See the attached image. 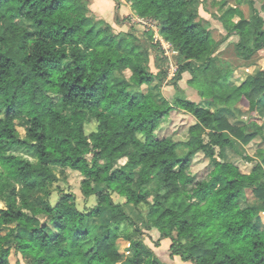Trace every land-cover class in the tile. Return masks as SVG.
Segmentation results:
<instances>
[{
    "label": "trees",
    "instance_id": "obj_1",
    "mask_svg": "<svg viewBox=\"0 0 264 264\" xmlns=\"http://www.w3.org/2000/svg\"><path fill=\"white\" fill-rule=\"evenodd\" d=\"M126 1L177 51L175 84L189 72L203 102L165 97L151 51L135 31L116 32L87 0H0V264H11L13 250L26 264H118L120 239L129 243L128 264H168L114 193L147 206L146 230L160 233L155 245L170 239L171 254L182 261L264 264V159L249 172L224 159L235 141H264V68L243 75L218 64L231 36L244 60L264 50L256 0H215L223 9L221 41L199 13L208 0ZM161 45L151 46L166 74ZM241 102L252 115L234 125L225 110ZM182 111L194 119L185 139L161 136L162 122ZM199 153L211 165L204 177L191 171ZM53 166L79 171L82 192L96 205L81 210L73 193L54 189Z\"/></svg>",
    "mask_w": 264,
    "mask_h": 264
},
{
    "label": "rangeland",
    "instance_id": "obj_2",
    "mask_svg": "<svg viewBox=\"0 0 264 264\" xmlns=\"http://www.w3.org/2000/svg\"><path fill=\"white\" fill-rule=\"evenodd\" d=\"M87 2L93 13L98 18H101L112 24L116 32L123 30L135 31V33L140 38L143 46L151 51L150 68L154 73H160L157 80L160 81L161 79H163V83L160 82L161 84L159 86L165 97L171 99L176 93H181L182 95L188 97L190 100L196 102L204 101L199 95L197 89L189 83L192 75L187 71L183 73L182 79L176 83L178 85L177 88L174 82V76L176 73H173V71L175 68H177L180 59L179 57L177 58V52H175L170 43H165L164 47L161 45V49L159 51H162L161 54H164L169 58L167 62H169V67L171 66V68L169 69L168 67L166 74L160 72V69H162L165 64L163 59L157 56L158 53L156 49L151 46L152 43L156 44L157 40L159 39L157 26L155 25V23H153V21L142 20L137 15L130 13V8L132 10L131 4L126 0H121L119 6L121 7V5L123 4L124 7H122V20L119 22V24H126L127 28L119 29L117 27L119 24L115 23V0H98L100 5H95L94 0H87ZM228 3L229 5L237 4L235 0H228ZM256 5L264 16V0H256ZM240 7L248 17L250 15V9L248 5L241 4ZM94 9L104 10L105 14H101L100 12H98V10H95L96 12H94ZM222 11L223 9L221 8V5L215 0H208L207 2H204L199 6V13L203 18L204 23L211 29L212 34L217 41L223 40L226 34V31L223 28L221 22L217 19L218 15H220ZM234 19L238 20V17H235ZM140 20H142V22ZM152 31L154 34L152 33L153 36L149 38L148 34ZM145 34L146 36H144ZM237 40V36H231L221 44L218 53L219 58L222 60V62H218V64L220 66H226L225 64L228 63L231 67L237 70L238 74L242 73L243 75L251 73L254 74L259 69L264 68V51L261 50L260 53L251 60H244L237 55V52L235 50L234 45ZM225 111L230 122L234 125L248 124L249 118L252 115L245 102L237 103L230 109H227ZM260 115L264 119V109L262 112H260ZM193 121L194 119L192 115L184 111H182L181 113L176 112L169 120L162 122L158 132L161 136L170 135L175 139H185L188 126ZM14 152L34 159L31 154H29L22 148H15ZM179 152L180 154H183L184 150H180ZM246 156L252 157L254 160H247ZM224 159L227 161L235 162L243 172H249L253 164L255 163V160L263 161L264 159V141L261 138H256L248 144H243L239 141H235L233 147H228L224 150ZM124 162L125 159H122L120 161V164H123ZM210 168L211 165L209 164V160L204 156L203 153H199L193 159L191 171L196 174L197 177H204L210 170ZM53 172L56 176V182L53 184V188L73 193L76 196L78 207L81 210L92 209L96 205L97 199L95 196H91L89 198L84 196L81 189L83 176L79 171L73 170L71 168L53 166ZM249 197L252 201L253 197L250 192ZM57 200L58 193L54 192L52 196V202L56 203ZM113 200L116 203L124 204V208L128 212V214H130L145 231V234L140 236H142L145 243L154 250L155 254L163 262L168 264H192L190 262L182 261L179 256H173L171 254L170 245L172 241L170 239H163L161 240L159 246L155 245L154 241L160 238V233L156 229L146 230L147 228L145 226V222L147 220V214L149 211V208L147 206L141 205L140 207H136L134 205H130L126 203V199L124 197L120 196L117 193L113 194ZM2 207H5V203L0 201V208ZM262 222H264V214L262 215ZM118 246L124 255L123 260L118 262V264H128L127 261L132 256L129 243L123 239H120L118 241ZM18 262L26 264L22 256L13 250L10 256V263L17 264Z\"/></svg>",
    "mask_w": 264,
    "mask_h": 264
},
{
    "label": "crops",
    "instance_id": "obj_3",
    "mask_svg": "<svg viewBox=\"0 0 264 264\" xmlns=\"http://www.w3.org/2000/svg\"><path fill=\"white\" fill-rule=\"evenodd\" d=\"M120 2H121V0H120ZM94 4L95 5H100V3L98 2V0H94ZM122 7H124V5L122 4L121 5V7L119 8V14H120V16H122ZM94 8H96V7H94ZM98 8V7H97ZM95 10H98V12H100L101 14H105V11L104 10H99V9H94V12H96ZM130 13H132V14H134V12L131 10V8H130V11H129ZM119 29H126L127 28V26H126V24H119L118 26H117ZM264 51V50H263Z\"/></svg>",
    "mask_w": 264,
    "mask_h": 264
},
{
    "label": "built area",
    "instance_id": "obj_4",
    "mask_svg": "<svg viewBox=\"0 0 264 264\" xmlns=\"http://www.w3.org/2000/svg\"><path fill=\"white\" fill-rule=\"evenodd\" d=\"M139 19V18H138ZM143 20V19H142ZM142 20H140L141 22H142ZM151 21V20H150ZM153 23H155L154 21H153ZM156 25V24H155ZM157 33H158V28H157ZM158 35H159V33H158ZM159 39L157 40V42H159L160 41V43L162 44V46L164 47L165 46V43H168V42H166L160 35H159V37H158ZM175 52H177V51H175ZM168 65H169V62H168ZM171 68V66L169 67V69ZM176 70H177V68H175L174 69V71H173V73H175L176 72Z\"/></svg>",
    "mask_w": 264,
    "mask_h": 264
}]
</instances>
